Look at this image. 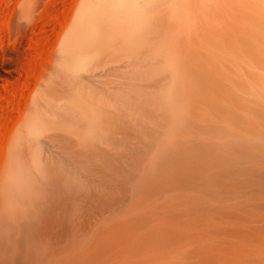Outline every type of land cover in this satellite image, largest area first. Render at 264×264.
Wrapping results in <instances>:
<instances>
[{
    "label": "bare ground",
    "instance_id": "bare-ground-1",
    "mask_svg": "<svg viewBox=\"0 0 264 264\" xmlns=\"http://www.w3.org/2000/svg\"><path fill=\"white\" fill-rule=\"evenodd\" d=\"M78 2L4 132L0 264H264V0Z\"/></svg>",
    "mask_w": 264,
    "mask_h": 264
},
{
    "label": "rangeland",
    "instance_id": "rangeland-1",
    "mask_svg": "<svg viewBox=\"0 0 264 264\" xmlns=\"http://www.w3.org/2000/svg\"><path fill=\"white\" fill-rule=\"evenodd\" d=\"M25 1L0 0V148L18 104L53 63L60 28L83 0H32L31 11Z\"/></svg>",
    "mask_w": 264,
    "mask_h": 264
}]
</instances>
